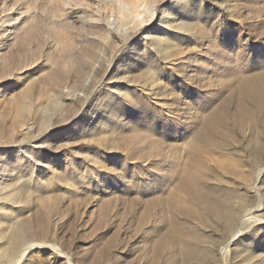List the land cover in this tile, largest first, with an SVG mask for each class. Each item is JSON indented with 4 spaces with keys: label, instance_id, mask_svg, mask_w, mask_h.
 Here are the masks:
<instances>
[{
    "label": "rangeland",
    "instance_id": "1",
    "mask_svg": "<svg viewBox=\"0 0 264 264\" xmlns=\"http://www.w3.org/2000/svg\"><path fill=\"white\" fill-rule=\"evenodd\" d=\"M0 264H264V0H0Z\"/></svg>",
    "mask_w": 264,
    "mask_h": 264
},
{
    "label": "bare ground",
    "instance_id": "2",
    "mask_svg": "<svg viewBox=\"0 0 264 264\" xmlns=\"http://www.w3.org/2000/svg\"><path fill=\"white\" fill-rule=\"evenodd\" d=\"M22 44H24V43H22ZM60 72V71H59Z\"/></svg>",
    "mask_w": 264,
    "mask_h": 264
}]
</instances>
